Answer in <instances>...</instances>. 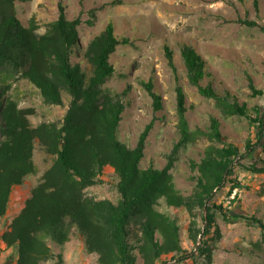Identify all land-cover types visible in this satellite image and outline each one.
<instances>
[{
  "label": "trees",
  "instance_id": "trees-1",
  "mask_svg": "<svg viewBox=\"0 0 264 264\" xmlns=\"http://www.w3.org/2000/svg\"><path fill=\"white\" fill-rule=\"evenodd\" d=\"M15 2L0 0V76L13 68L37 87L46 103L63 104L62 91L70 96L60 121H41L34 125L29 116L35 109L20 107L15 99L5 96L9 85L0 89V218L8 211L14 186L22 184L35 171V142L53 157L19 212L1 232L5 246L15 250V264H40L52 258L53 252L45 238L63 242L73 224L86 250L98 254L100 264H136L135 249L144 264H155L169 253L184 250L178 223L156 207L162 197L169 205L184 207L189 212L195 208L205 211L202 230L194 229V222L189 226L191 239L201 233L196 249L205 258L202 262L194 259L192 264H210L208 237L214 224L212 209L219 210L227 219L243 218L264 229L261 218L241 214L222 202L213 201L215 192L227 180L233 181L232 187L238 186L239 183H234L237 180L229 176L240 149L224 141L220 123L214 117L208 133L190 129L185 93L180 85L176 86V127L180 137L173 152L204 135L221 143L208 144L200 160L190 163L195 184L189 195L181 194L174 186L169 171L172 156L162 168L140 166L152 121L140 132L135 146L130 147L118 138L124 101L121 94L105 92L101 87L114 72L110 55L117 45L126 44L129 39L119 37L112 22L85 48L90 65L87 73L71 60L78 41L79 17L68 19L60 5L57 18L44 31H39L34 19L25 25L18 18ZM239 21L256 25L253 20ZM164 50L173 63L169 46L164 45ZM181 53L188 81L200 94L213 98L224 114L244 116L264 129V111L256 109L254 113L232 94H221L212 84H202L206 75L205 59L190 45H183ZM145 86L159 108L160 95L152 90L150 82ZM250 86L256 95L262 93L252 80ZM251 146L248 140V153ZM105 166L112 167L118 176L116 187L120 197L117 201L96 198L84 191L99 180ZM246 168L264 173V165L251 164ZM191 256L195 257L194 251L180 259Z\"/></svg>",
  "mask_w": 264,
  "mask_h": 264
},
{
  "label": "rangeland",
  "instance_id": "rangeland-1",
  "mask_svg": "<svg viewBox=\"0 0 264 264\" xmlns=\"http://www.w3.org/2000/svg\"><path fill=\"white\" fill-rule=\"evenodd\" d=\"M111 1L16 0L15 11L25 25L34 19L39 31H44L46 25L57 18L60 5L68 19L79 17L78 41L71 60L87 73L90 65L85 48L112 22L115 33L129 39L128 43L117 45L110 55L114 72L101 87L105 92L122 95L124 110L117 127L118 138L133 147L140 132L152 121L140 166L162 168L172 156L174 160L169 171L174 186L181 194L189 195L195 184V172L190 163L200 160L208 144L221 143L204 135L173 152L180 137L176 127V86L180 85L185 93L190 129L208 133L214 117L220 123L224 141L240 149L229 176L237 180L234 183H239L238 186L232 187L233 181L227 180L215 192L213 201L264 221V173L246 168L251 164L264 165V129L244 116L224 114L213 98L200 94L188 81L181 53L183 45H190L205 59L206 75L202 84L210 83L221 94H232L254 113L256 109L264 111V0ZM239 19L253 20L256 25L243 24ZM164 45L171 49L173 63L166 56ZM251 80L261 94L253 93ZM146 82H150L152 90L160 95L159 108L148 92ZM7 85L10 88L5 96L15 99L20 107L35 109L29 116L34 125L41 121H60L68 108L70 96L66 91H62L63 104L46 103L37 87L20 77L13 68L0 76V89ZM248 140L252 145L249 153ZM33 160L35 171L13 188L8 211L2 218L4 223L19 212L32 188L53 162V157L35 142ZM98 178L95 184L85 188V193L117 201L120 197L116 187L118 176L113 168L105 166ZM156 207L178 223L184 250L169 253L155 264H192L194 259L204 261V256L196 249L201 233L191 239L189 226L194 222V229L202 230L205 211L195 208L189 212L184 207L171 206L164 197L159 199ZM212 211L214 224L208 237L210 264H264V229L246 219H227L219 210ZM45 239L53 257L40 264H100L98 254L86 250L74 224L65 241L58 242L49 236ZM191 251L195 257L180 259ZM134 252L136 264H144L138 250ZM15 256L14 249L9 251L7 261L12 262Z\"/></svg>",
  "mask_w": 264,
  "mask_h": 264
},
{
  "label": "crops",
  "instance_id": "crops-1",
  "mask_svg": "<svg viewBox=\"0 0 264 264\" xmlns=\"http://www.w3.org/2000/svg\"><path fill=\"white\" fill-rule=\"evenodd\" d=\"M2 218H0V235H1V232L6 228L9 222L8 220L6 223H4L5 221ZM11 248L12 247H6L5 243L0 238V256L2 260V262L0 261V264H15L16 256L13 258L12 262L7 261V256L9 255V251L13 252V249Z\"/></svg>",
  "mask_w": 264,
  "mask_h": 264
}]
</instances>
